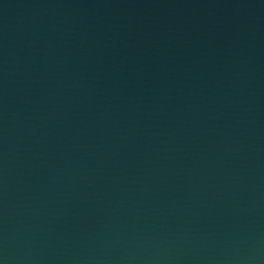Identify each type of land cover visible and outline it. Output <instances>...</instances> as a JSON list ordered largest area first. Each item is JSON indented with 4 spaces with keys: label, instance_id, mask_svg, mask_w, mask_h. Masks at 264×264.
Here are the masks:
<instances>
[{
    "label": "water",
    "instance_id": "95a60500",
    "mask_svg": "<svg viewBox=\"0 0 264 264\" xmlns=\"http://www.w3.org/2000/svg\"><path fill=\"white\" fill-rule=\"evenodd\" d=\"M0 264H264V0H0Z\"/></svg>",
    "mask_w": 264,
    "mask_h": 264
}]
</instances>
